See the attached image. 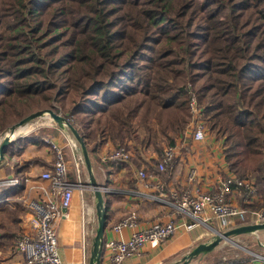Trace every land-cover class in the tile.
<instances>
[{
    "label": "trees",
    "instance_id": "trees-1",
    "mask_svg": "<svg viewBox=\"0 0 264 264\" xmlns=\"http://www.w3.org/2000/svg\"><path fill=\"white\" fill-rule=\"evenodd\" d=\"M190 93L264 207V0H0V136L35 111L59 113L55 102L90 157L110 140L162 158L187 131ZM20 203H0V252Z\"/></svg>",
    "mask_w": 264,
    "mask_h": 264
},
{
    "label": "crops",
    "instance_id": "crops-1",
    "mask_svg": "<svg viewBox=\"0 0 264 264\" xmlns=\"http://www.w3.org/2000/svg\"><path fill=\"white\" fill-rule=\"evenodd\" d=\"M56 130V136L51 138L52 142L59 143L58 146L65 154L68 179L77 184L81 182L83 185L77 186L71 205L65 211L66 215L56 222L60 254L64 264H90L98 225L97 199L88 186L89 175L84 163L78 162L79 157H82L79 145L73 147L72 142H76L73 137L62 129ZM31 139L29 143L19 141L14 143L16 154L11 158L7 154L0 166V182L10 178L29 179L21 188L9 187L10 192L5 198L6 206L2 203L3 208H8L12 207L13 202L22 201L20 204L23 206V213L20 214L17 224L20 233L31 230L30 221L33 213L27 206L29 201L25 199L30 197L40 201L44 200L47 194L53 196L51 183L43 180L41 175L53 168L54 150L39 136ZM129 145L131 157L127 163L107 160L109 153L119 147L113 141L94 142L90 145L95 148L91 156L94 176L98 184L104 187V199L108 207V225L104 242L106 244L112 239L120 238V235L114 232L113 225L131 213L139 216L142 228L154 222L176 219L180 226L173 237L156 248L145 246L141 255L127 259L123 264L180 263L182 257L198 245L211 241L210 233H213V229L210 228L213 227L210 225L217 223L212 220L208 226L196 225L193 219H178L171 201L162 200L155 189V180H161L165 184V191L168 194L172 191H188L192 194L198 191L202 193L213 191L221 176H232L224 156L223 144L209 133L205 140L195 141L188 129L176 140V161L173 168L163 173L157 170L161 158L159 152L151 147L136 146L132 142ZM77 169L82 171V181H78ZM141 171L147 173L146 180L140 179ZM193 171L196 175L195 179L191 180ZM233 201L240 203V197L235 196ZM223 228L224 226L219 224L216 230L221 233L226 230ZM122 235L127 239L132 235V230L126 228ZM9 249L11 250L0 254L1 264H24L22 255L14 248ZM208 257L209 254L199 260H193L190 264H207L205 262ZM100 264H111L110 251L107 248H104Z\"/></svg>",
    "mask_w": 264,
    "mask_h": 264
},
{
    "label": "built area",
    "instance_id": "built-area-1",
    "mask_svg": "<svg viewBox=\"0 0 264 264\" xmlns=\"http://www.w3.org/2000/svg\"><path fill=\"white\" fill-rule=\"evenodd\" d=\"M189 109L191 123L189 131L195 141H203L208 135L206 123L203 118V110L194 93H190ZM50 144L55 153L53 168L42 173L41 178L51 183V194L46 195L44 200H32L28 202V208L32 211L31 230L23 231L17 237L15 245L17 253L22 255L24 264H64L60 254L59 239L56 230V222L66 215L70 207L74 191L80 183H74L68 179V166L65 154L61 147L52 141ZM77 147L76 142H72ZM131 152L124 147H117L109 153L107 160L127 163ZM176 161V146L166 147L157 170L161 173L171 170ZM79 164L82 160L79 157ZM78 181H82V171L77 169ZM195 171L190 179H195ZM139 177L146 180V172H139ZM4 183L2 184V182ZM0 182V186L21 188L27 183V178H10ZM155 189L159 192L162 200H169L175 207V216L180 219H193L196 225L208 226L212 220L240 219L241 225L258 224L263 222L264 213L260 211L249 213L233 201L235 196L240 197L245 205H250L256 200L257 190L253 181L240 180L234 176L220 177L217 187L211 192H197L192 194L188 191H172L166 193L165 184L161 180H155ZM30 221V222H31ZM180 226L179 221L170 219L167 222H154L145 227H140L139 216L131 213L120 222L113 225L114 232L120 235L118 239L108 241L104 248L110 251L111 264H123L127 259L139 256L144 247L150 245L156 248L176 234ZM131 229L132 235L125 239L122 235L124 229ZM218 264H264V254L255 255L252 262H234L224 260Z\"/></svg>",
    "mask_w": 264,
    "mask_h": 264
},
{
    "label": "water",
    "instance_id": "water-1",
    "mask_svg": "<svg viewBox=\"0 0 264 264\" xmlns=\"http://www.w3.org/2000/svg\"><path fill=\"white\" fill-rule=\"evenodd\" d=\"M46 116H50V118L57 123L60 129L64 131L67 130L70 131L75 141L78 142L80 145L82 157L84 160V165L89 175L88 186L93 190L94 195L97 199L96 207L98 214V225H97L96 236L93 241V250H92L90 264H100L105 246L104 236L106 230V217H107V208L104 199L105 191H104V187L98 184V182L95 179L92 160L88 152L84 137L79 133V131L71 124V122L68 119H66L61 114H58L55 111L49 109V110H40L31 113L30 115L21 119L19 122L15 123L13 126L10 127L8 135H6L3 138L2 142L0 143V166L3 164V162L6 159L9 146L13 145L15 142L13 137L17 133V131L20 128L30 124L31 122ZM263 230H264V221L258 224L240 225L232 229H229L228 231H224L221 233L219 232L217 233L215 238H213L210 242L198 245L187 255L183 256L180 263H174V264H190L196 258L204 257L210 254L211 252H213L224 241L230 242L234 237L245 234H253Z\"/></svg>",
    "mask_w": 264,
    "mask_h": 264
},
{
    "label": "rangeland",
    "instance_id": "rangeland-1",
    "mask_svg": "<svg viewBox=\"0 0 264 264\" xmlns=\"http://www.w3.org/2000/svg\"><path fill=\"white\" fill-rule=\"evenodd\" d=\"M54 106L60 110L58 114L65 116L64 110L59 103L54 102ZM188 114H189V123H188L187 127L189 128L191 120H192L191 115H190V109L188 111ZM25 127H28V128L31 127V129L26 130L25 132H21V134L13 137V139L15 140L14 143H16L17 141H19L20 143L21 142L22 143H29V141L32 140L31 137H34V136H39L42 141H46V140L52 141L51 136H56V134H55V132H57L56 129H60L59 126L57 125V123L54 122L50 118V116H46V117L37 119V120L31 122L30 124L26 125ZM188 128H187V130H188ZM20 130H21V128L17 132H20ZM66 132L70 136L73 137V135L70 131L67 130ZM8 133H9V131L4 133L2 136H0V143L2 142L3 138L6 135H8ZM209 135H211V134L209 133ZM73 139H74V137H73ZM74 141H75V139H74ZM55 143L57 145H59V143H57V142H55ZM76 144L79 145L78 142ZM121 147H125L128 151H130L129 147H126V146H121ZM51 149H52V147H51ZM79 149H80V145H79ZM80 151H81V149H80ZM53 156H54V162H55L54 151H53ZM78 156H80V155H78ZM80 158L82 160V163H84L83 157H80ZM249 179L253 181L255 188L257 190L256 200L250 205H245L243 203V200L240 198V203L238 202L237 205L240 206L241 208L245 209L249 213L256 212V211H260V212L264 213V207H258L262 203V200H260L261 198L259 196L258 181H257V179H255V177H252ZM1 181H3V180H1ZM3 183H4V181L2 182V184ZM3 187L4 186H0V188H3ZM23 198L25 199L26 197H23ZM25 200L30 202V201L36 200V199L28 197ZM6 201H7V199H4L0 203L5 204ZM19 202H22V201L20 200ZM4 206H6V204ZM4 217H3V214L0 212V221L5 220L6 218H4ZM215 221H216L215 223H217L218 226H219V224L224 226L223 229H226L225 231H228L229 229L240 226L239 224L242 223V221L240 219H236V218L229 219V220H221V221L215 220ZM262 221H264V218L262 219ZM30 223H32V221ZM212 223H214V222H212ZM217 225H213V224L210 225L211 227H213V228H210L211 230L213 229L212 230L213 233H210L211 240L213 238H215L217 233H219V231L216 230ZM31 228H32V226H31ZM227 228H229V229H227ZM14 229H15V232H17V237H18L20 234L18 226L14 227ZM17 237L14 240V243H12L8 247V249H3V251L0 254H2L3 252H6L7 250L10 251L11 249H9V248L15 249V245H16V242L18 240ZM256 254H258V255L264 254V230L258 231V232L253 233V234H245V235H240V236L234 237L232 239V241H230V242H228V241L222 242L218 248H216L213 252H211L209 254L208 259H206L207 262H205V263H207V264H218L224 260H235V261L236 260H245V259L250 258L251 256L254 257ZM0 257H1V255H0Z\"/></svg>",
    "mask_w": 264,
    "mask_h": 264
},
{
    "label": "bare ground",
    "instance_id": "bare-ground-1",
    "mask_svg": "<svg viewBox=\"0 0 264 264\" xmlns=\"http://www.w3.org/2000/svg\"><path fill=\"white\" fill-rule=\"evenodd\" d=\"M36 124H37V123H36ZM38 124H39V123H38ZM33 125H34V124H33ZM36 126H37V125H36ZM39 126H40V125H39ZM22 128H23V129H22ZM22 128H21L20 132H17V133L14 135V137L17 136V135H19V134H21V132H25L26 130L31 129V127L28 128V127H25V126L22 127Z\"/></svg>",
    "mask_w": 264,
    "mask_h": 264
}]
</instances>
